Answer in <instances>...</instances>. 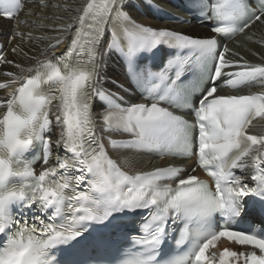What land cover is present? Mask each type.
<instances>
[{
	"label": "snow or ice",
	"instance_id": "obj_1",
	"mask_svg": "<svg viewBox=\"0 0 264 264\" xmlns=\"http://www.w3.org/2000/svg\"><path fill=\"white\" fill-rule=\"evenodd\" d=\"M53 7L69 14L55 37L0 41V264H264V92L238 91L264 86V55L225 43L252 39L264 0H186L213 21L206 36L138 23L133 0ZM22 8L4 0L2 14ZM121 149L192 163L132 170L109 154Z\"/></svg>",
	"mask_w": 264,
	"mask_h": 264
},
{
	"label": "bare ground",
	"instance_id": "obj_2",
	"mask_svg": "<svg viewBox=\"0 0 264 264\" xmlns=\"http://www.w3.org/2000/svg\"><path fill=\"white\" fill-rule=\"evenodd\" d=\"M159 1V0H158ZM86 0H72L73 9L82 6ZM45 3L48 5L47 7H39V0H26L25 7L20 13V16L13 21H7L5 19L0 18V40L10 34L13 30L23 32L26 36L28 32H32L33 37L40 35H48L51 37H55L57 35L56 32L51 30L53 25H63L69 22V14L63 12L60 8L53 7V5L60 4L61 7L65 4V0H45ZM134 18H137L141 22L150 23L153 27H164V28H173L176 31L184 32L187 34L198 35V36H206L210 34L209 28L206 24H199L196 22H191V24H170V23H161L157 20H151L149 16H143L141 13L129 9ZM178 14H181L180 11H177ZM183 14V13H182ZM72 17H75L77 13L72 11L70 13ZM64 17L63 19H57V17ZM47 17V18H45ZM194 21V20H193ZM44 25L46 27H41ZM191 32V33H188ZM248 36H251L252 39L249 40L247 36L244 34H240L237 38H235L232 42H229L230 47L234 50H240L242 55H245V59H247L252 64L261 63V56L264 55V24H256L253 25L250 30H246ZM256 41H260V43H256ZM54 42V41H53ZM13 44L16 41L12 42ZM65 45H67V41H65ZM62 45L60 49L57 50V53L65 46ZM45 43H34L32 41H25L26 50L28 47H33L38 50H43L45 48ZM250 50V51H249ZM251 53H256V55H252ZM11 57V53H9ZM17 60H21L24 63V66L27 67H35V60H26L22 56L15 57ZM40 57H38L39 59ZM3 71V68H0V72ZM108 73L113 78H118L120 80H124L123 76V68L113 62L108 66ZM3 80V77H0V81ZM247 90V89H246ZM258 91H264V86H258L256 88ZM5 97V91L0 90V98ZM135 99V98H134ZM4 113L3 109H0V117H2ZM256 124H261L259 126L261 131H264V120H259ZM60 135L59 129L56 130V137L58 138ZM55 155V154H54ZM114 155L119 160V163L125 167H131L132 170H145L146 166L153 159L151 156H146L139 153H134L130 151H117L114 152ZM126 161H136L133 165H129ZM177 164L183 163L184 161H176ZM190 164L192 162H189Z\"/></svg>",
	"mask_w": 264,
	"mask_h": 264
},
{
	"label": "rangeland",
	"instance_id": "obj_3",
	"mask_svg": "<svg viewBox=\"0 0 264 264\" xmlns=\"http://www.w3.org/2000/svg\"><path fill=\"white\" fill-rule=\"evenodd\" d=\"M188 33H191V32H188Z\"/></svg>",
	"mask_w": 264,
	"mask_h": 264
}]
</instances>
